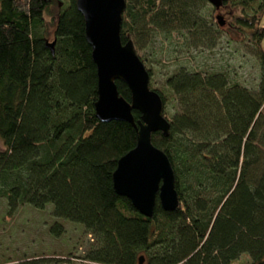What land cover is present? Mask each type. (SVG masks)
Instances as JSON below:
<instances>
[{"label":"trees","instance_id":"16d2710c","mask_svg":"<svg viewBox=\"0 0 264 264\" xmlns=\"http://www.w3.org/2000/svg\"><path fill=\"white\" fill-rule=\"evenodd\" d=\"M207 3L126 0L121 40L142 47L155 31H185L210 43ZM51 4L0 0V200L8 213L51 205L55 218L91 237L82 259L93 264H139L141 256L143 264H232L242 255L264 264V0L223 2L231 25L256 47L255 89L223 71L179 68L165 80L173 99L169 134L151 140L173 167L179 206L164 211L157 200L150 218L113 187L137 131L96 118L97 69L84 19L75 0H65L47 22ZM116 84L130 102L128 87ZM150 88L165 116L166 96ZM132 114L137 123L140 113ZM50 233L59 237L63 228L55 223Z\"/></svg>","mask_w":264,"mask_h":264},{"label":"rangeland","instance_id":"374dc122","mask_svg":"<svg viewBox=\"0 0 264 264\" xmlns=\"http://www.w3.org/2000/svg\"><path fill=\"white\" fill-rule=\"evenodd\" d=\"M65 0H52L47 22L56 19ZM206 14L210 15L214 41H200L187 32L171 34L153 32L142 47L135 50L146 70L150 83L167 98L165 116L171 119L172 97L165 80L179 68L204 72H227L231 81L255 89L259 77V62L255 57L256 47L247 31H239L231 25L233 12L222 6L219 10L207 3ZM221 15L225 25L219 27L216 17ZM264 27V14L261 19ZM264 51V37L261 43ZM171 97V98H170ZM0 140V151H3ZM6 200H0V264H93L82 257L92 244L91 237L82 225H74L52 214V206L44 210L23 206L12 215L8 213ZM58 223L63 233L55 237L50 227ZM251 258L242 255L232 264H249Z\"/></svg>","mask_w":264,"mask_h":264},{"label":"water","instance_id":"95a60500","mask_svg":"<svg viewBox=\"0 0 264 264\" xmlns=\"http://www.w3.org/2000/svg\"><path fill=\"white\" fill-rule=\"evenodd\" d=\"M206 1L215 10H219L224 2ZM75 3L84 19L86 40L97 69L96 118L105 123L127 122L137 131L136 146L118 160L113 173L114 190L130 200L145 217L153 216L157 200L164 211H175L179 199L173 167L167 155L151 140L156 132L168 136L170 123L164 116L161 96L150 88V75L133 42L121 40L126 0H75ZM216 20L220 26L225 25L221 15H217ZM116 82L128 87L130 102L120 96ZM133 110L141 115L137 123ZM143 263L141 256L139 264Z\"/></svg>","mask_w":264,"mask_h":264}]
</instances>
